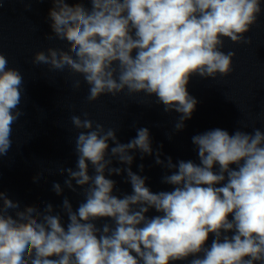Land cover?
<instances>
[{
	"label": "clouds",
	"instance_id": "obj_1",
	"mask_svg": "<svg viewBox=\"0 0 264 264\" xmlns=\"http://www.w3.org/2000/svg\"><path fill=\"white\" fill-rule=\"evenodd\" d=\"M50 2L47 38L67 48L37 51L33 63L81 76L89 102L125 91L154 97L164 113L179 114L174 133L184 130L198 103L188 92L191 78L228 76L236 53L222 50L225 40L251 45L246 34L264 12L261 0ZM8 64L0 53V158L24 115V79ZM84 116L71 117L81 130L76 166L58 169L67 174L64 186L82 190L83 200L75 210L67 197L59 211L51 203L22 208L0 191V264H264V132L207 130L191 138L199 163H174L171 156L161 159L163 145L153 149L148 128H136L135 137L121 143L117 130ZM136 151L141 159L155 157L171 190L153 192L148 177L132 171ZM113 160L128 167H113ZM122 173L132 191L118 196L109 177ZM52 187L63 194L59 183ZM150 210L157 214L149 216Z\"/></svg>",
	"mask_w": 264,
	"mask_h": 264
},
{
	"label": "water",
	"instance_id": "obj_2",
	"mask_svg": "<svg viewBox=\"0 0 264 264\" xmlns=\"http://www.w3.org/2000/svg\"><path fill=\"white\" fill-rule=\"evenodd\" d=\"M253 128H259L262 132H264V93L251 132L253 131Z\"/></svg>",
	"mask_w": 264,
	"mask_h": 264
}]
</instances>
